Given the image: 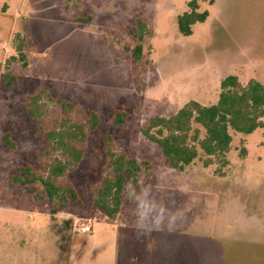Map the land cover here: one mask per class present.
Masks as SVG:
<instances>
[{
    "label": "rangeland",
    "instance_id": "374dc122",
    "mask_svg": "<svg viewBox=\"0 0 264 264\" xmlns=\"http://www.w3.org/2000/svg\"><path fill=\"white\" fill-rule=\"evenodd\" d=\"M187 1L0 0V264H66L71 244L88 237L78 228L104 215L90 191L108 171V148L150 162L137 194L124 189L118 221L135 226V208L148 197L181 213L154 233L161 264H264V128L232 131L224 174L200 158L184 170L168 167L139 131L150 115H169L189 99L215 102L225 74L264 82V0H198L208 17L182 35L176 17ZM137 16L148 25L139 61L126 49L139 42ZM15 34L24 40L25 67L12 58ZM42 87L31 117L30 96ZM57 96L78 103L64 111ZM90 109L99 115L95 129ZM114 109L128 111L124 123L112 124ZM75 125L82 140L70 136ZM6 131L13 148L3 141ZM48 131L82 151L54 177L76 190L65 205L50 202L37 181L10 179L23 164L45 177L55 158L67 157L55 141L58 148L47 144Z\"/></svg>",
    "mask_w": 264,
    "mask_h": 264
},
{
    "label": "trees",
    "instance_id": "16d2710c",
    "mask_svg": "<svg viewBox=\"0 0 264 264\" xmlns=\"http://www.w3.org/2000/svg\"><path fill=\"white\" fill-rule=\"evenodd\" d=\"M213 1L208 0V3L211 4ZM5 6L6 4L2 8L4 9ZM207 17L208 10H200L198 0H188L187 10L176 17L178 32L182 35H190L192 25L205 21ZM90 18L91 16H88L86 20ZM135 27L136 31L133 35L139 42L134 47H126V49L130 51L135 61H139L143 50L141 41L148 34V25L141 16H137ZM15 38H20V41L15 46L17 55L12 58L19 59L25 67L27 57L24 53V40L19 34H15ZM46 89L47 87H42L30 96L27 112L31 117H36L31 105L36 102L39 93L45 92ZM47 95L48 98L52 97L49 93ZM52 100L59 103L64 111L78 103L76 100L70 101L59 96ZM128 115L125 109H114L111 122L113 125L124 123ZM87 116L91 128L95 129L100 120L98 112L90 109ZM258 128H264V82L254 77L242 82L236 74L231 73L220 80L215 102L203 104L189 99L169 115H150L145 123L139 126V131L160 147L168 167L184 170L200 158L203 166L217 164L216 172L224 174L221 168L229 163L227 153L232 142V131L249 134ZM59 136L61 137L58 131H48L47 144L55 141L67 157L55 158L45 177L35 175L30 165L23 164L10 179L22 185L37 181L43 186L50 202L57 199L65 205L68 197L76 198V190L71 185L66 187L57 185L54 177L62 175L71 161H78L82 151L66 141H61ZM70 136L82 140L85 137L82 126L75 125ZM3 141L9 148L14 147L9 131L4 133ZM50 146L58 148L52 144ZM246 151V147L243 146L240 155L244 157ZM106 154L105 168L108 171L100 178L90 194L95 206L102 210L107 218L118 220L124 189L127 188L131 196L137 194L140 172L142 169L149 170L150 162L144 160L140 163L134 155L117 153L109 148Z\"/></svg>",
    "mask_w": 264,
    "mask_h": 264
},
{
    "label": "crops",
    "instance_id": "0c3cea01",
    "mask_svg": "<svg viewBox=\"0 0 264 264\" xmlns=\"http://www.w3.org/2000/svg\"><path fill=\"white\" fill-rule=\"evenodd\" d=\"M92 222L87 223L91 230L87 239L71 244L66 264H161L156 230L141 231L105 215Z\"/></svg>",
    "mask_w": 264,
    "mask_h": 264
},
{
    "label": "clouds",
    "instance_id": "9594fccd",
    "mask_svg": "<svg viewBox=\"0 0 264 264\" xmlns=\"http://www.w3.org/2000/svg\"><path fill=\"white\" fill-rule=\"evenodd\" d=\"M147 196L146 189H142ZM135 226L141 231L160 230L173 227L180 218L179 210L172 211L153 197L141 199L135 208Z\"/></svg>",
    "mask_w": 264,
    "mask_h": 264
},
{
    "label": "built area",
    "instance_id": "2783aa9c",
    "mask_svg": "<svg viewBox=\"0 0 264 264\" xmlns=\"http://www.w3.org/2000/svg\"><path fill=\"white\" fill-rule=\"evenodd\" d=\"M78 230L82 233L90 232V226L88 224H84L78 228Z\"/></svg>",
    "mask_w": 264,
    "mask_h": 264
}]
</instances>
